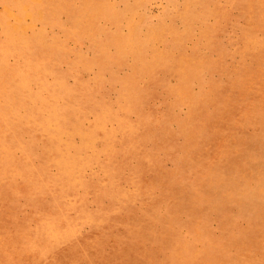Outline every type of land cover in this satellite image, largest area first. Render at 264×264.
Returning <instances> with one entry per match:
<instances>
[{
  "label": "rangeland",
  "instance_id": "rangeland-1",
  "mask_svg": "<svg viewBox=\"0 0 264 264\" xmlns=\"http://www.w3.org/2000/svg\"><path fill=\"white\" fill-rule=\"evenodd\" d=\"M263 65L264 0H0V264H264Z\"/></svg>",
  "mask_w": 264,
  "mask_h": 264
},
{
  "label": "bare ground",
  "instance_id": "bare-ground-1",
  "mask_svg": "<svg viewBox=\"0 0 264 264\" xmlns=\"http://www.w3.org/2000/svg\"><path fill=\"white\" fill-rule=\"evenodd\" d=\"M259 45V44H258ZM259 48L261 47V46H258ZM261 55V54H260ZM258 57V56H257ZM263 58V57H262ZM257 60V59H256ZM258 64V63H257ZM256 64V65H257ZM262 64V63H261ZM191 65H193V64H191ZM264 66V65H263ZM227 84V83H226ZM232 86V85H231ZM234 86V85H233ZM223 88V87H222ZM226 88V87H225ZM238 88V87H237ZM222 91V90H221ZM226 93V92H225ZM232 93V92H231ZM240 93V92H239ZM238 93V94H239ZM222 94V93H221ZM232 95V94H231ZM240 95H241V93H240ZM241 97H243V95L241 96ZM218 99V98H217ZM226 99V98H225ZM216 101V100H215ZM223 112V111H222ZM228 114V113H227ZM223 116V115H222ZM212 122V121H211ZM213 123V122H212ZM207 125V124H206ZM210 128V127H209ZM240 139H242V138H240ZM240 150V149H239ZM249 154H250V152H249ZM254 155V154H253ZM254 157V156H253ZM261 175V174H260ZM10 233H11V231H10Z\"/></svg>",
  "mask_w": 264,
  "mask_h": 264
}]
</instances>
